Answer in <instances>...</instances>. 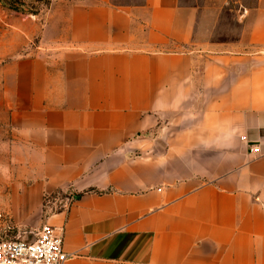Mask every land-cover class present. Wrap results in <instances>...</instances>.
<instances>
[{
	"label": "crops",
	"instance_id": "1",
	"mask_svg": "<svg viewBox=\"0 0 264 264\" xmlns=\"http://www.w3.org/2000/svg\"><path fill=\"white\" fill-rule=\"evenodd\" d=\"M238 2L218 41L181 0L71 1L60 53L5 71L14 226L62 229L63 264H264V0Z\"/></svg>",
	"mask_w": 264,
	"mask_h": 264
},
{
	"label": "rangeland",
	"instance_id": "2",
	"mask_svg": "<svg viewBox=\"0 0 264 264\" xmlns=\"http://www.w3.org/2000/svg\"><path fill=\"white\" fill-rule=\"evenodd\" d=\"M73 0H0V100L3 99L6 81L12 82V71L24 60L47 58L59 54L66 30L62 27L67 6ZM118 4L136 3L140 0H113ZM249 0H244L247 2ZM183 4L197 5L204 9L199 13L195 26L197 40H234L241 26L238 19V0H181ZM24 65V66H23ZM9 79V80H8ZM0 229L3 219H11L1 208ZM6 216V217H5ZM10 232L11 236L22 231H35L25 227ZM29 237H32V235Z\"/></svg>",
	"mask_w": 264,
	"mask_h": 264
},
{
	"label": "built area",
	"instance_id": "3",
	"mask_svg": "<svg viewBox=\"0 0 264 264\" xmlns=\"http://www.w3.org/2000/svg\"><path fill=\"white\" fill-rule=\"evenodd\" d=\"M1 222L0 264H63L71 256L64 251L62 229L42 224L35 231H22L23 237L11 236L8 233L20 229L11 219Z\"/></svg>",
	"mask_w": 264,
	"mask_h": 264
},
{
	"label": "trees",
	"instance_id": "4",
	"mask_svg": "<svg viewBox=\"0 0 264 264\" xmlns=\"http://www.w3.org/2000/svg\"><path fill=\"white\" fill-rule=\"evenodd\" d=\"M79 195H81V194H78L77 196H79Z\"/></svg>",
	"mask_w": 264,
	"mask_h": 264
}]
</instances>
